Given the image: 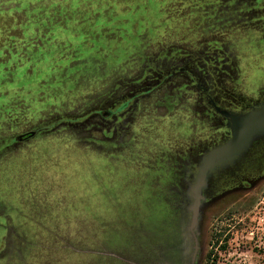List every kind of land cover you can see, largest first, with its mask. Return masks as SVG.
<instances>
[{
  "label": "rangeland",
  "instance_id": "374dc122",
  "mask_svg": "<svg viewBox=\"0 0 264 264\" xmlns=\"http://www.w3.org/2000/svg\"><path fill=\"white\" fill-rule=\"evenodd\" d=\"M209 100L264 107V0H0V264H191ZM195 235V264H264V133Z\"/></svg>",
  "mask_w": 264,
  "mask_h": 264
},
{
  "label": "water",
  "instance_id": "95a60500",
  "mask_svg": "<svg viewBox=\"0 0 264 264\" xmlns=\"http://www.w3.org/2000/svg\"><path fill=\"white\" fill-rule=\"evenodd\" d=\"M212 107L221 118L228 121L231 138L219 147L209 151L202 158L201 165L198 168V173L191 190L193 200L191 207V221L189 225V234L193 240L191 264H195L199 251V243L195 235V229L199 218L201 190L205 184L208 173L213 170L216 165L233 159L247 147L255 136L264 133V107L245 114L231 113L217 107L215 104H212ZM33 136V133L20 136L17 138V142L28 140Z\"/></svg>",
  "mask_w": 264,
  "mask_h": 264
},
{
  "label": "flooded vegetation",
  "instance_id": "af4514ba",
  "mask_svg": "<svg viewBox=\"0 0 264 264\" xmlns=\"http://www.w3.org/2000/svg\"><path fill=\"white\" fill-rule=\"evenodd\" d=\"M209 104H210V106H211V108L213 109V107H212V104H215L217 107H219V108H221L220 106H218L214 101H211V100H209ZM221 109H223V108H221ZM214 110V109H213ZM224 110H226V109H224ZM215 111V110H214ZM228 111V110H227ZM216 113V112H215ZM232 113V112H231ZM102 115L103 116H107L108 115V113H106V112H103L102 113ZM223 119V118H222ZM224 120V119H223ZM224 121H226V120H224ZM228 122V121H227ZM23 142V141H22Z\"/></svg>",
  "mask_w": 264,
  "mask_h": 264
},
{
  "label": "trees",
  "instance_id": "16d2710c",
  "mask_svg": "<svg viewBox=\"0 0 264 264\" xmlns=\"http://www.w3.org/2000/svg\"><path fill=\"white\" fill-rule=\"evenodd\" d=\"M213 238L215 239V238H216V236L214 235V236H213ZM208 258H210V254H209Z\"/></svg>",
  "mask_w": 264,
  "mask_h": 264
}]
</instances>
